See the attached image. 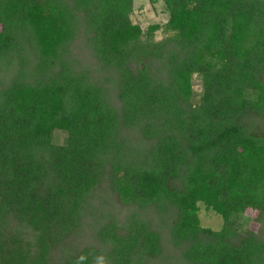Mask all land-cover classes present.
Wrapping results in <instances>:
<instances>
[{"label": "trees", "instance_id": "16d2710c", "mask_svg": "<svg viewBox=\"0 0 264 264\" xmlns=\"http://www.w3.org/2000/svg\"><path fill=\"white\" fill-rule=\"evenodd\" d=\"M160 2L0 0V264H264V0Z\"/></svg>", "mask_w": 264, "mask_h": 264}, {"label": "rangeland", "instance_id": "374dc122", "mask_svg": "<svg viewBox=\"0 0 264 264\" xmlns=\"http://www.w3.org/2000/svg\"><path fill=\"white\" fill-rule=\"evenodd\" d=\"M133 8L129 15L133 23L139 24L142 29H145L147 25L158 23L162 24L166 20V14L162 11V6L160 0H132ZM163 36L160 30L155 31L153 34L154 39H159ZM192 89L194 94H198L200 90L199 79H193ZM57 136H60V133L56 132ZM197 218L202 227L209 228L211 230H217L221 226V217L213 212L207 211L204 209V206L198 202L197 203ZM256 214L255 210L247 208L243 215L247 219L241 218L242 227H247L251 230L257 228V223L253 221V218Z\"/></svg>", "mask_w": 264, "mask_h": 264}]
</instances>
